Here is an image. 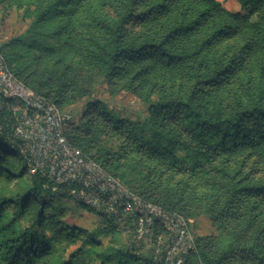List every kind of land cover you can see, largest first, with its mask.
Listing matches in <instances>:
<instances>
[{
    "label": "trees",
    "instance_id": "16d2710c",
    "mask_svg": "<svg viewBox=\"0 0 264 264\" xmlns=\"http://www.w3.org/2000/svg\"><path fill=\"white\" fill-rule=\"evenodd\" d=\"M28 1L27 33L4 45L21 82L30 62L42 65L36 89L63 104L75 98L72 76L92 72L147 108L142 120L131 121L90 103L66 133L69 143L84 152V143L114 137L120 155L103 149L91 157L143 190L162 186V174L179 179L181 195L189 183L193 191L228 190L236 212L230 219L255 236L239 253L264 264V0H236L238 13L220 0ZM127 168L146 175H127ZM30 170L15 145L0 138V264H141L128 250L103 248L85 230L63 226L49 210L65 194L51 195L47 178ZM177 192L169 187L161 196L173 201ZM102 216L108 223L130 219ZM197 251L204 264H218L199 241Z\"/></svg>",
    "mask_w": 264,
    "mask_h": 264
},
{
    "label": "rangeland",
    "instance_id": "374dc122",
    "mask_svg": "<svg viewBox=\"0 0 264 264\" xmlns=\"http://www.w3.org/2000/svg\"><path fill=\"white\" fill-rule=\"evenodd\" d=\"M220 1L223 2V6L227 11L231 13L240 11L236 0ZM28 5V0H21L20 3H16L14 0H0V57L4 61L7 72L20 86L49 101L62 114L70 116L69 126L67 125L63 130V136L70 146L72 145L67 140L66 133L80 124L90 103L98 102L101 108L109 110L116 117L131 121L142 120L147 115V108L136 96L122 90L120 85L111 87L106 81H103L102 78L92 72H76L72 76L75 82L74 86H76L75 98L71 99L70 96L69 99L71 100L69 102L65 101L63 104L54 103L44 96L45 91L39 92L36 89L37 79L44 73L42 65L30 62L29 75L22 77L25 81L22 80L23 82H21L14 75L13 67L9 65L5 58L4 45L12 39L27 33L30 20L26 18V13L33 11V7ZM37 92L43 95L37 94ZM25 111L26 109L23 106L9 103L3 98L0 100V138L4 142L9 143V145H15L18 149L19 158L21 161H25L31 169L30 174L38 172L47 178L50 185L45 186L44 189L49 191L51 195L65 194L61 198H54L52 209L49 210V213L54 215L63 226L78 227L85 230L86 234L94 235L96 241L101 243L103 248L128 250L129 253H133L137 258L141 259L139 262L141 264L145 260L156 264H165V258H163L164 246L169 241V230L165 223V226L158 225L151 235L143 236L139 239L136 226L131 218L128 221L120 219L113 221L111 219V223H108L102 214L97 211H90L75 199L68 198L66 193H61V187L65 185L61 182L63 181L61 175H50L49 172L50 167L51 171L53 168L55 173L58 168L52 165L54 156L58 165L61 162L59 155L54 153L56 147H45V144H40L41 140H36L40 138L36 136L38 132L28 126V124L22 134L16 133V128L25 116ZM92 141L91 143H84V152L82 151L83 149H79L91 160H94L91 157L92 155L96 158L103 149L120 155V141L114 137L101 136ZM247 168L250 167H246L243 170V174L248 171ZM126 171L127 175H146V170L142 168L135 170L127 168ZM162 175H164L161 178L164 181L162 186H144L145 190L139 187L142 184L141 182L133 181V177H127V183L118 178V173V177H114L143 200L146 198L145 201L147 200V202L158 206L165 213L173 214L187 222L190 234L196 240V246L199 241L200 249H203L213 262H218V264H249L248 256L243 254V257L239 252L241 248L242 250H247L250 246H253L255 236L251 229L242 232L243 224H240L237 229L235 223L230 219V217L236 216V212L232 209L234 205L228 204L226 199L228 190L227 194L219 195L217 190L196 186L193 191L189 183L187 192L181 195L175 189V185L180 183L179 179L177 177L169 178L166 174ZM211 175L223 174L213 173ZM218 180L219 178H212L211 183L213 187L219 189L220 183L213 182ZM182 183H186V181ZM169 187L178 194L173 201H169L165 195L161 196V192ZM224 211L226 213H223ZM218 223H223L228 231L221 230ZM61 246L63 247V244ZM62 255L65 256L64 254ZM179 255L183 256V264H204L197 249L187 252L180 251Z\"/></svg>",
    "mask_w": 264,
    "mask_h": 264
},
{
    "label": "built area",
    "instance_id": "2783aa9c",
    "mask_svg": "<svg viewBox=\"0 0 264 264\" xmlns=\"http://www.w3.org/2000/svg\"><path fill=\"white\" fill-rule=\"evenodd\" d=\"M2 98L26 109L25 116L16 128L17 134H22L26 127L31 126L38 132L36 136L40 138L36 140H41L40 144L56 147L54 153L59 155L61 162L58 165L54 156L52 165L58 168L55 173L50 167L49 172L50 175H61V182L65 184L61 187V193H66L88 209L109 218L130 217L134 221L139 239L151 235L158 225L166 224L169 241L164 246L165 264H183L180 251L197 249L196 240L190 234L187 222L143 200L100 164L88 158L78 148L70 146L63 136L70 116L62 114L49 101L20 86L7 72L0 57V100Z\"/></svg>",
    "mask_w": 264,
    "mask_h": 264
}]
</instances>
